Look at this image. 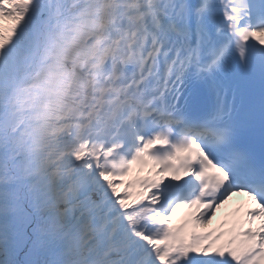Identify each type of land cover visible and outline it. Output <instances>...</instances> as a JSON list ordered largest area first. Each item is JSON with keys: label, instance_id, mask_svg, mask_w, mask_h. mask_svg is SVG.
Segmentation results:
<instances>
[{"label": "snow or ice", "instance_id": "1", "mask_svg": "<svg viewBox=\"0 0 264 264\" xmlns=\"http://www.w3.org/2000/svg\"><path fill=\"white\" fill-rule=\"evenodd\" d=\"M0 264H264V0H0Z\"/></svg>", "mask_w": 264, "mask_h": 264}]
</instances>
